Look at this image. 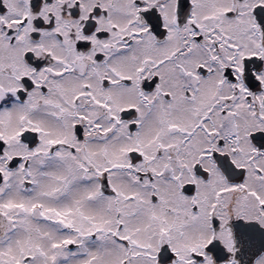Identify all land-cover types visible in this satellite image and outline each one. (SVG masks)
I'll return each mask as SVG.
<instances>
[{"label": "snow or ice", "instance_id": "snow-or-ice-1", "mask_svg": "<svg viewBox=\"0 0 264 264\" xmlns=\"http://www.w3.org/2000/svg\"><path fill=\"white\" fill-rule=\"evenodd\" d=\"M0 264H264V0H0Z\"/></svg>", "mask_w": 264, "mask_h": 264}]
</instances>
